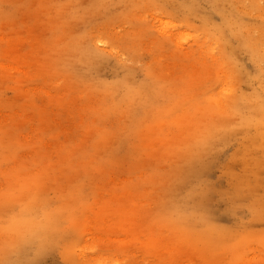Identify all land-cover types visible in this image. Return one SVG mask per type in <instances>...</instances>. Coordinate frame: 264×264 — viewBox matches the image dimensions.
<instances>
[{"label": "rangeland", "instance_id": "1", "mask_svg": "<svg viewBox=\"0 0 264 264\" xmlns=\"http://www.w3.org/2000/svg\"><path fill=\"white\" fill-rule=\"evenodd\" d=\"M0 264H264V0H0Z\"/></svg>", "mask_w": 264, "mask_h": 264}]
</instances>
